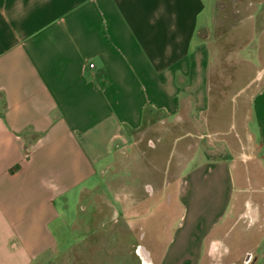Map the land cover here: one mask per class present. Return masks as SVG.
Listing matches in <instances>:
<instances>
[{"label": "crops", "instance_id": "1", "mask_svg": "<svg viewBox=\"0 0 264 264\" xmlns=\"http://www.w3.org/2000/svg\"><path fill=\"white\" fill-rule=\"evenodd\" d=\"M205 8L204 0H0V264H68L71 243L63 246L52 225L67 223L71 203L96 184L116 147L185 107L202 140L183 169L181 220L160 264H205L212 243L204 241L216 226H200L209 194L196 209L189 204L198 186L221 187L225 225L250 217L252 245L235 258L248 253L245 264H264V86L247 116L229 130L214 129L205 114L210 57L203 70L210 91L203 116L195 113L202 109L189 59ZM233 129L259 143L251 163L230 161ZM150 215L159 217L154 227L162 224L160 212ZM225 225L221 236L232 226ZM195 231L202 235L196 241ZM148 243L139 237L142 264L154 263Z\"/></svg>", "mask_w": 264, "mask_h": 264}, {"label": "rangeland", "instance_id": "2", "mask_svg": "<svg viewBox=\"0 0 264 264\" xmlns=\"http://www.w3.org/2000/svg\"><path fill=\"white\" fill-rule=\"evenodd\" d=\"M204 2L206 8L200 15L189 59V84L194 101L202 109L195 113L202 117V97L210 91L203 70L211 57V104L205 114L214 129H228L239 115H248L253 95L264 86V0ZM189 112L185 107L175 120L147 122L130 142L116 147L113 160L100 172L96 184L84 190L78 203H71L67 223L52 225L63 246L71 243L65 254L68 264L70 260L77 264H142L136 249L140 236L151 242L148 250L153 254V264H160L165 244L181 220L182 213L178 217L175 214L181 209L177 195L183 169L202 140ZM233 134L234 139H229L236 146L230 161L234 165L251 163L259 143L246 133L238 137L233 129ZM212 137L208 140L216 139ZM220 189L198 186L194 202H189L196 209L203 204L200 195L209 194L205 202L208 216L201 219L200 226L208 229L214 225L216 232L204 241L212 243L204 250L205 264H245L250 254L241 260L235 256L252 245L254 227L248 216L241 221L232 217L225 225ZM151 212L161 213L162 224L157 228L154 223L156 219L159 223V217L151 216ZM224 225L232 226L226 236H221L219 227ZM154 229L162 241L150 234ZM200 236V231L193 234L195 241Z\"/></svg>", "mask_w": 264, "mask_h": 264}, {"label": "built area", "instance_id": "3", "mask_svg": "<svg viewBox=\"0 0 264 264\" xmlns=\"http://www.w3.org/2000/svg\"><path fill=\"white\" fill-rule=\"evenodd\" d=\"M90 67H91V68L94 67V63H91V64H90Z\"/></svg>", "mask_w": 264, "mask_h": 264}]
</instances>
